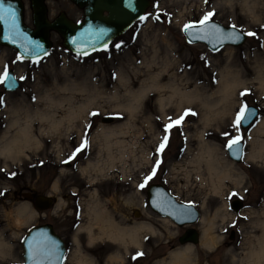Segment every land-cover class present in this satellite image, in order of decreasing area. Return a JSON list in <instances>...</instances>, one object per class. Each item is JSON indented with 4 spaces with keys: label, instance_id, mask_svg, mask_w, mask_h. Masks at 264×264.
Masks as SVG:
<instances>
[{
    "label": "rangeland",
    "instance_id": "obj_1",
    "mask_svg": "<svg viewBox=\"0 0 264 264\" xmlns=\"http://www.w3.org/2000/svg\"><path fill=\"white\" fill-rule=\"evenodd\" d=\"M22 2L24 22L31 27L29 0ZM46 5L49 20L61 12L74 21L83 15L71 0H47ZM209 11L214 12L212 20L255 35H246L239 46L226 45L216 51L186 42L183 24L198 21ZM157 14L162 19H157ZM142 16L146 19H137L108 46L87 55L65 49L55 31L50 32L52 47L36 62L0 44V73L13 69L19 82L11 92H4L0 84V146L29 122L38 139L18 154H0V240L7 242L0 248V264L22 263L21 241L26 232L46 222L64 240L63 264H79L78 250L91 260L82 264H135L137 257H133L138 252L148 259L166 250L150 264H168L171 252L183 247L177 241L182 230L150 209L148 186L138 188L157 158L162 163L149 185L161 183L177 200L191 201L200 213L193 225L200 232L199 243L192 245L188 264H249L246 255L261 232L258 222L264 219V156L247 157L251 147L248 139L264 119V87L260 84L264 77V0H150ZM118 44L121 46L116 47ZM227 69L238 71L237 78L242 81L235 87L230 117L222 116L216 125L205 126L201 121L204 107L196 99L183 102L179 108L167 104L165 111H160L159 97L172 94L173 87L178 85L203 98L218 88ZM156 83L163 88L154 87ZM142 90L140 105L130 115L120 104L130 98L128 91ZM244 90L248 94L241 97ZM241 102L256 106L259 114L248 128L241 129L244 153L242 160L235 162L227 154L222 132L234 133L230 123ZM82 104L83 112L68 121L65 117L70 107ZM186 109L196 115L187 116L172 129L167 147L157 154L164 125ZM93 111L101 115L90 116ZM39 115L50 118L40 120ZM106 117L112 121L103 122ZM57 119H61L58 126L52 124ZM103 128L121 131L110 137L120 141L112 147L111 152L119 157L112 162L103 148ZM86 132L88 147L65 165L63 161ZM201 140L217 147L218 156L233 168V175L222 179L216 188L209 182L204 164L195 161ZM21 192L50 194L55 203L39 211ZM234 197L243 203L238 212L229 206ZM95 204L122 225L151 224L157 234L141 230L140 245L136 246L106 236L98 238L95 228L96 238L90 241L83 227ZM208 227L217 237L214 248L202 244ZM230 229L235 231L232 240Z\"/></svg>",
    "mask_w": 264,
    "mask_h": 264
},
{
    "label": "water",
    "instance_id": "obj_2",
    "mask_svg": "<svg viewBox=\"0 0 264 264\" xmlns=\"http://www.w3.org/2000/svg\"><path fill=\"white\" fill-rule=\"evenodd\" d=\"M78 7L83 8V18L74 21L61 12L54 19L49 20L44 0H30L32 26L24 22V4L22 0H6L5 7L11 5L15 10V24L20 33L13 34L11 17L0 22V44L9 46L26 59H32L31 51L33 45H42L41 53L48 52L51 46L50 32H57L62 38V46L70 52L83 54V52H93L105 48L111 40L125 32L133 21L139 19L150 5V0H71ZM159 19L162 16L157 14ZM221 28L222 33L232 32L231 26H224L220 22L212 20ZM188 43H202L207 49L216 51L226 45L239 46L243 44L246 35L236 28L239 36L238 40H223L217 44L214 39H198L196 30L191 29L189 33L182 31ZM244 33V32H243ZM25 48L29 49L28 52ZM43 56L40 54L39 57ZM9 80L3 84L4 92H11L18 88L19 82L14 75L13 69L7 70ZM14 84L9 87V83ZM2 92L0 91V97ZM249 106V117L243 122L242 129L248 128L259 111L256 106ZM112 121V117L103 118V122ZM231 160L240 162L243 155V143L233 148L227 149ZM21 196L32 201L34 207L39 211L50 209L55 198L50 194H33L31 192H21ZM147 202L150 208L157 214L169 218L178 226L189 225L184 234L178 237L180 244H198V230L191 225L199 219V211L192 204L178 201L161 183H152L147 189ZM233 211L242 208V202L235 199L230 203ZM232 238V235H230ZM22 242V258L20 264H62L66 247L61 236L54 230L51 223L37 224L29 229Z\"/></svg>",
    "mask_w": 264,
    "mask_h": 264
},
{
    "label": "bare ground",
    "instance_id": "obj_3",
    "mask_svg": "<svg viewBox=\"0 0 264 264\" xmlns=\"http://www.w3.org/2000/svg\"><path fill=\"white\" fill-rule=\"evenodd\" d=\"M230 1V0H227ZM238 71H232L227 69L220 80V84L217 89L207 94L206 97H201L200 94H190L184 91L178 85L172 88V94L167 97L161 96L158 99V107L160 111H165L166 105L173 103L176 108L181 107L183 102L191 101L196 99L198 103L204 107V111L201 116V121L205 126L216 125L220 122L222 118L220 117H230L232 113L233 103H235V87L242 84L239 80ZM260 84L264 87V77L260 80ZM156 88H163L161 84L156 83ZM143 92H131L128 91L129 99L124 103L120 104L122 108L127 110L130 115L132 112L139 107L140 101L143 97ZM176 96L174 101L173 97ZM201 98V99H199ZM54 102V101H53ZM84 105H79L74 108L71 106L67 112L66 119L71 120L73 115L82 113ZM40 120H47L50 115H39ZM30 123V122H29ZM26 123L24 126L16 129V132L12 135L7 142L0 146V154H18L23 151V149L29 144L30 141L38 142L36 139V134L31 124ZM61 123V119L53 121L52 124L58 126ZM121 131H116L115 129H102V141L103 148L108 152V161L118 159L117 155H114L112 147L114 145L118 146L120 141L110 140V137L118 135ZM255 134L249 137L250 151L247 153V157L255 158L258 156H264V119H262L255 129ZM200 153L195 158L197 163L204 164V172L208 174L209 182L216 188L220 185V182L225 177H231L233 168H231L228 161H226L222 156H218V148L212 144L201 140L200 142ZM110 163V162H109ZM26 208V206H23ZM262 217L264 218V208L262 209ZM166 220V219H165ZM203 220V219H202ZM167 221V220H166ZM88 235V239L91 241L96 237L102 238L103 236L108 237L111 240L119 241L122 243H132L136 246L140 245V232L143 229H148L152 235L157 234V231L151 224H133L132 225H122L115 220L113 215L105 209L97 208V205H92L89 213V220L87 224L83 227ZM97 228L99 232L97 236L94 229ZM258 228L260 229V234L256 236L255 241L251 242L252 248L248 250L246 258L249 264H263L264 262V219L258 222ZM202 244L206 248H214L217 245V237L211 231V227L204 229L202 234ZM96 236V237H95ZM7 242L0 240V248L4 246ZM199 243V242H198ZM192 245L188 243L183 245V247L177 249L175 252H171V258L168 264H188V260L193 250ZM78 256L76 261L79 264L84 262H91L90 259L86 258L85 255L81 254L78 250Z\"/></svg>",
    "mask_w": 264,
    "mask_h": 264
},
{
    "label": "snow or ice",
    "instance_id": "obj_4",
    "mask_svg": "<svg viewBox=\"0 0 264 264\" xmlns=\"http://www.w3.org/2000/svg\"><path fill=\"white\" fill-rule=\"evenodd\" d=\"M5 2L6 0H0V22H3L5 19L11 17L12 19L11 27L13 30V34L17 36L23 35L22 33L19 32L15 24V16H16L15 10L11 7V5H8L7 7H5ZM213 17H214V12L212 11L206 12L202 15V17L198 21L184 23L182 27V31L189 33V30L195 29L196 30L195 34L198 39L212 38L215 40L217 44H221L223 40H238L239 39V36L236 33L235 25H231V27L233 28L232 32L222 33L221 28L218 25H216L214 22H212ZM145 19H146L145 16L139 17L140 21H143ZM157 19H159V17H157ZM240 34L247 35V36L255 35V33L253 32H247V33L241 32ZM120 46L121 45L119 44L116 45V47H120ZM42 47L43 46L38 43L33 45V49L31 51L33 62H36V60L39 59L40 54L47 55L46 51L41 53ZM25 51L28 52L29 49L25 48ZM83 55H87V52L86 51L83 52ZM17 59L19 60L21 59V57L18 56ZM20 79L23 80L24 77H20ZM8 80H9V73L7 69H5L3 73H0V84H4ZM13 84H14V80L12 83H9V87H12ZM247 94H248V91L244 90L239 95L241 97H246ZM2 103H3V100L0 99V104ZM89 115L92 117H96L101 114L93 111V112H90ZM189 115H196V113L191 112V110L186 109L178 117L169 118V122L165 124L163 128L165 135L162 136L161 141L156 148L157 154L163 153V151L167 147L169 143L168 133H170L172 129L180 126L185 121V118ZM248 117H249V106L246 103L241 102L237 110L235 111L234 118L231 120V123H230V128L234 129V133L229 132V131L222 132V136L226 138V143L224 144V147L228 149L229 151H231L233 148H236L238 145L242 143L243 138L240 134L241 127L243 125V122L246 119H248ZM88 127H91V124L86 125V128ZM87 135L88 133L86 132L84 138L81 139V142L79 143V145L75 146L74 150L68 155L67 160L63 161V163L67 164L73 161L79 153H81L88 147ZM161 163H162L161 159L157 158L155 160V163L153 164L151 171L143 177L142 182L138 184V188L144 189L146 188V186L149 185V182L152 181L153 178L157 175L158 168L160 167ZM232 195H235V193H233ZM191 206H192V202L189 201L188 207L190 208ZM140 255H142V253L138 252L136 253V256L133 258L135 259L136 257Z\"/></svg>",
    "mask_w": 264,
    "mask_h": 264
},
{
    "label": "flooded vegetation",
    "instance_id": "obj_5",
    "mask_svg": "<svg viewBox=\"0 0 264 264\" xmlns=\"http://www.w3.org/2000/svg\"><path fill=\"white\" fill-rule=\"evenodd\" d=\"M44 2H45V5H46V2H47V0H44ZM24 4V3H23ZM29 5H30V0H29ZM30 9H31V7H30ZM46 11H47V5H46ZM81 11L83 12V8H81ZM82 17H83V15H82ZM82 19V18H81ZM80 19V20H81ZM65 165H69V163H65ZM156 183V182H155ZM149 186V185H148ZM147 189H148V187H147ZM146 195H147V190H146ZM236 198H238V197H234L233 199H231V201L230 202H232L234 199H236ZM242 206H243V203H242ZM162 218H164V217H162ZM173 223V222H172ZM174 224V223H173ZM175 226H177L178 228H180L182 231H181V233L177 236V241H178V237L180 236V235H182V234H184V232L186 231V229L187 228H189V226L188 225H185V226H178V225H176V224H174ZM192 227H194V228H197V226H193V225H191ZM198 234L200 235V232H199V230H198ZM230 235H232V238H230ZM234 235H235V231L233 230V229H230V231H229V239L230 240H232L233 239V237H234ZM179 242V241H178ZM186 244V243H185ZM188 244V243H187ZM172 250H174V249H172ZM166 251V250H165ZM165 251H163L162 253H159L158 255L157 254H155L153 257H154V259L156 258V257H158V256H161V255H163L164 254V252ZM153 257L152 258H148V259H145V256L144 257H137V259H136V261H135V264H150L154 259H153ZM160 264H167V263H160ZM207 264V263H206ZM209 264V263H208ZM214 264H221V263H214Z\"/></svg>",
    "mask_w": 264,
    "mask_h": 264
}]
</instances>
